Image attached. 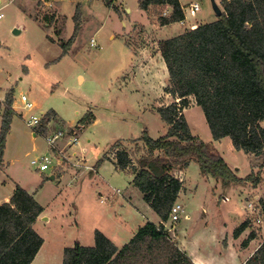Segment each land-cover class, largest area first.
<instances>
[{
	"label": "rangeland",
	"instance_id": "obj_1",
	"mask_svg": "<svg viewBox=\"0 0 264 264\" xmlns=\"http://www.w3.org/2000/svg\"><path fill=\"white\" fill-rule=\"evenodd\" d=\"M139 1L123 0L125 7L121 15L115 10V3L108 4L107 0H0V6L4 5V15L0 18V96L4 100L0 110H4L9 92L13 94V105L16 99L21 110L19 98L26 93L36 104V112L42 115L43 111L42 117L48 115L54 130L64 131L61 145L67 143L74 135L72 133H77L79 141L66 146L71 156L76 152L84 157L85 163L93 166L102 154L108 156L93 176L83 168L77 180L70 170L62 179L49 182L50 172L43 174L31 162L33 158L51 153L44 134L33 136L35 131L24 118L14 115L7 136L8 149L1 167L0 184L9 174L18 182L22 180V184L43 180L50 183L37 193L46 208L48 220L36 224L35 230L45 243L32 264H62L66 247L77 241L84 245L95 244L97 230L122 247L135 234V227L144 224L147 217L153 222L161 220L148 206L139 188L132 184V172L115 169L116 150L110 149L119 138L126 140L129 149H134L135 144L128 140L140 137L145 130L154 138L164 135L169 125L158 108L180 101L166 92L168 80H163L159 59L151 60V66L155 65L160 73L159 79L146 67L135 76V51L156 49L159 28L154 24L164 25L167 18L163 14L168 7L157 4L148 11L141 8ZM193 1L201 4L196 19L201 17L208 22L217 18L212 0ZM215 2L223 10L224 0ZM77 5L82 12V24L73 46L64 51L62 44L74 36ZM128 7L130 11H127ZM135 22L142 23L136 35ZM145 25L148 31L143 29ZM15 30L19 32L15 33ZM112 33L115 38H111ZM92 38L96 39L98 47L91 46ZM186 109L191 130L210 142L209 124L193 96H190V105L183 109L184 113ZM89 110L96 114L95 122L78 127V121ZM51 111H56L60 118L50 116ZM1 123L2 115L0 129ZM215 149L226 157L232 168L240 169L239 176L246 177L253 171L260 173L258 185H264V157L255 158L237 150L228 137ZM63 170L65 168L61 166L55 172L60 175ZM176 174L184 181L180 203L185 212L179 221L169 219V227L184 226L186 229L182 234L188 240L197 236L202 253L220 256L222 243L216 233L223 222L231 228L241 221L246 208L253 211L247 205L246 197L236 190L241 184H224L204 175L196 161ZM246 183L252 184L251 181ZM116 188L122 189L124 196H131V202L127 203L121 195L114 196ZM261 200L264 198L252 201L253 220L258 225L261 224L259 216L264 221ZM186 214L190 217L185 218ZM234 249L237 262L238 256L243 257L239 253L243 249L241 241Z\"/></svg>",
	"mask_w": 264,
	"mask_h": 264
},
{
	"label": "trees",
	"instance_id": "obj_2",
	"mask_svg": "<svg viewBox=\"0 0 264 264\" xmlns=\"http://www.w3.org/2000/svg\"><path fill=\"white\" fill-rule=\"evenodd\" d=\"M139 3L145 10L157 4L170 6L172 13L165 17L164 24L185 17L180 0ZM114 8L119 12L117 5ZM74 19V36L62 44L64 51L73 46L82 24L79 5ZM159 49L169 73L166 92L180 98L158 108L169 128L157 138L145 130L140 137L128 140L135 144L134 149H129L123 138L115 140L110 149L116 150L115 166L132 172V184L143 193L161 222L146 221L122 247L97 230L95 244L77 241L66 247L62 264H196L166 226L184 188L176 171L196 161L204 175L224 184L251 181L257 186L260 181V173L254 171L246 177L239 176L211 141L193 134L183 109L193 96L203 109L214 140L229 137L237 150L255 158L264 157V0H224L223 12L215 20L161 39ZM4 102L0 168L15 115L12 92L6 94ZM94 120L95 114L89 110L77 126L85 127ZM105 159L106 153L99 157L94 169ZM261 202L264 210V200ZM43 211L42 204L20 185L9 202L0 204V264H32L44 243L34 228ZM250 225L246 219L236 228L235 236ZM255 237L253 230L243 245ZM243 264H264V241Z\"/></svg>",
	"mask_w": 264,
	"mask_h": 264
},
{
	"label": "crops",
	"instance_id": "obj_3",
	"mask_svg": "<svg viewBox=\"0 0 264 264\" xmlns=\"http://www.w3.org/2000/svg\"><path fill=\"white\" fill-rule=\"evenodd\" d=\"M107 1H110V0H107ZM185 1L187 2V0H180L182 6L186 5V4H184ZM188 1L191 2V0H188ZM113 4L117 5L119 7V12L121 14L122 10L125 7V4L123 3V0L122 1L113 0ZM149 9H148V11H149ZM127 11H130V7L127 8ZM121 18H123V16ZM213 20L214 19H211L208 22L213 21ZM202 23H206V21L203 20V18L200 17V18L196 19V17L194 18L192 16H188L187 22L185 24H182L180 21L170 22V23H167V24H164V25L154 24L155 28H159V31H158V33H159L158 37L159 38L156 39V41H155V44H157L156 49H151L150 48L148 50V48H145L144 50H141V51H138V52L135 51V65L133 66V67H135V76L139 72L146 70L145 69V67H146V68H148V70L151 71L152 74H155V76H157L158 79H159L160 78L159 77L160 73L157 72L156 66L155 65L151 66V63H152L151 60L155 59V61H156V59L157 60L159 59V63L158 64L162 68L163 74H164V77L162 76L163 80L164 79L168 80L169 74H168V70H167L165 61H164V59L162 57L161 51H160L159 46H158L159 41L161 39L177 35V34L183 32L186 28H194V27H196V26H198L199 24H202ZM140 24H142V23L135 22L133 24V28L135 27V35L139 31ZM123 25H126V23L123 22ZM143 29H146L148 31L146 25H145V27ZM114 34L115 33H112L111 38H115L116 37ZM162 34L164 36L160 37V35H162ZM145 60H148V62L147 61L145 62ZM132 70H134V68ZM3 100H4V98L0 96V103L3 102ZM187 110L188 109H186L185 114H186ZM20 112H21V110L19 108L16 109L15 110V115H17V114L20 115ZM0 115H2V111L1 110H0ZM53 117L58 118V119L60 118L56 111H54ZM95 120H96V114H95ZM95 120L93 122H95ZM261 124L264 126V120L261 122ZM33 136H37V135H35V132H33ZM211 136H212V133H211ZM223 139L224 138H222L220 140H214L213 136H212L211 139H209V140L217 148V145ZM7 149H8V147L5 149L4 156L6 155ZM224 158L226 159L225 156H224ZM86 164L89 166L87 171L90 172L91 176H93L94 174H96V172H98L97 170H95L93 168V165H90L88 163H86ZM113 165H114L116 170H121V169H118L115 166L114 163H113ZM230 165H232V164H230ZM90 167H92V169ZM83 168L84 167L77 168V167H75L73 165H69V166H67L65 168V170H63V173H61L60 175L58 173H56V172H50L48 174V181L49 182H53V181H56V180H58L60 178L62 179L67 174V172H69L70 170H72L73 178L77 180L78 176H80L81 172L84 171ZM233 168L234 169L235 168L238 169V170L235 169L237 174H238L240 169L238 167H235V166H233ZM0 173H3L2 168H0ZM43 174H45V173H43ZM6 176H7L6 180L5 179L2 180V182L0 184V204L10 201L12 195L14 194V192H15V190L17 188V185H20V186L22 185V187H24L29 193H31L40 202L39 198L37 197L38 191L40 189H42L43 187L47 186L48 184H50V183H47L46 180L45 181L43 180V181H40V182H37V183L35 182L33 184H30V183L29 184H22L21 183L22 180H19L20 182H18L12 176H10V174L6 175ZM52 176L54 178H52ZM243 177H245V176H243ZM236 188H237L236 190H238V191L240 190L241 195H244L246 197V201L247 202L256 201V200L264 198V185H262V184H259L257 186H253L252 184L245 183L243 185L241 184L240 187H236ZM184 189H182V191H181V193L179 195V198L177 200L178 203H180V198H181V195H182ZM116 194L121 195L123 197V199H126L127 203L131 202V196H128V197L124 196L122 189H120V188L114 189L113 190V195L115 196ZM148 206H150V205L148 204ZM184 212H185V208H184ZM45 214H46V208L44 207V211L39 216L37 221L35 222L34 228H36V224L39 223L40 221L48 220V218L45 216ZM254 214H255L254 211H251L250 209L246 208L245 212L243 213V215L241 217V221L238 222L237 224H234L233 227L229 228L228 226H226V223L223 222L222 226L220 227V229L216 233L217 239L219 241H221V243H222V248H221L222 251L220 252V256L213 255L212 253H207V254L202 253L201 245L199 244V239H198L197 236L196 237H192V238H190L188 240L187 236L182 234L183 231H185V229H186L184 226H179V224H178V227H177V225L169 227L168 223H166V226L171 231V234L173 235L174 239H176L178 241L180 247L187 251V253L193 258V260H194V262L196 264H243L248 259V257H250L252 255V253L258 248L260 243L264 240V221L259 216L258 218L261 219L260 220L261 224L258 225V223H256V221L253 220V215ZM189 217H190L189 215H187V214L185 215V218H189ZM246 219H249L251 221V225L248 226L239 236H235L234 231ZM148 220H152V219L147 217V221ZM160 222H161V220L158 221V222L156 221L155 223L159 224ZM207 223H209V221ZM142 225L143 224H140L139 226L135 227V232ZM253 230L256 231V237L253 238V239H250L246 245H243L242 241L248 239L251 231H253ZM260 231H261V233H260ZM262 235H263V237H262ZM238 240L241 241V243H242V248L243 249H242V251H239V253L243 254V257L241 258V257L238 256L237 259H239V261L236 262L235 254L237 255V251H236V249H234V247H235V244H237V242H239ZM39 253H40V251H39ZM38 255L39 254H37L36 258L38 257Z\"/></svg>",
	"mask_w": 264,
	"mask_h": 264
},
{
	"label": "built area",
	"instance_id": "obj_4",
	"mask_svg": "<svg viewBox=\"0 0 264 264\" xmlns=\"http://www.w3.org/2000/svg\"><path fill=\"white\" fill-rule=\"evenodd\" d=\"M3 7L4 5L0 6V18H2L4 15L2 12ZM200 10V2L191 1L187 3L183 6L185 17L180 22L182 24H185L187 22L188 16L195 17ZM171 13L172 8L168 6L165 9L163 15L169 17ZM91 46H99L95 38L91 39ZM19 101L21 103L20 108L22 110L20 115L24 118L26 124L35 131V135H37L38 133L44 134V137L51 149V153L42 154L32 159L31 162L35 165V168L38 171L42 173L55 172L56 169L60 168L61 166L66 168L67 166L71 165V163L74 164L73 166L77 168H89V166L85 163L86 160L83 156H78L76 152L73 153L74 156H71L70 153H68V150L66 149V146H71L79 141L77 133H72L74 135L69 137L67 143L61 145L59 142L65 137L64 131L54 130L48 122L49 116L45 114V116L42 117V115L44 114L43 111L41 112L42 115L36 112V104L30 99V97L26 93H22L20 95ZM14 103L15 104L13 105V107L18 109L16 99ZM24 113L27 114L25 115ZM73 158H75V161H73ZM90 168L92 169V167ZM101 201L103 202L104 200L102 199ZM247 205L254 211V202H248ZM182 212H184L182 204L176 202L172 207L170 219L175 222L179 221L182 217Z\"/></svg>",
	"mask_w": 264,
	"mask_h": 264
},
{
	"label": "water",
	"instance_id": "obj_5",
	"mask_svg": "<svg viewBox=\"0 0 264 264\" xmlns=\"http://www.w3.org/2000/svg\"><path fill=\"white\" fill-rule=\"evenodd\" d=\"M212 2H213V6H214V9L216 11L217 16H220L222 14L223 10L217 5L215 0H212ZM18 32H19L18 30H15V33H18ZM52 178H54V177L52 176Z\"/></svg>",
	"mask_w": 264,
	"mask_h": 264
}]
</instances>
